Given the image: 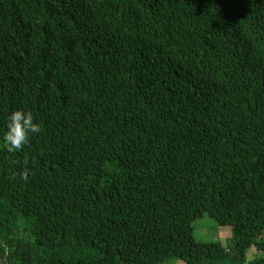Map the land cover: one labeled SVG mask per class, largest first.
<instances>
[{"label": "trees", "instance_id": "16d2710c", "mask_svg": "<svg viewBox=\"0 0 264 264\" xmlns=\"http://www.w3.org/2000/svg\"><path fill=\"white\" fill-rule=\"evenodd\" d=\"M0 144V264H264V0H0Z\"/></svg>", "mask_w": 264, "mask_h": 264}, {"label": "clouds", "instance_id": "9594fccd", "mask_svg": "<svg viewBox=\"0 0 264 264\" xmlns=\"http://www.w3.org/2000/svg\"><path fill=\"white\" fill-rule=\"evenodd\" d=\"M40 131L41 124L36 121L31 111L25 109L11 111L2 137L4 146L10 152L20 150L29 142L30 134Z\"/></svg>", "mask_w": 264, "mask_h": 264}, {"label": "rangeland", "instance_id": "374dc122", "mask_svg": "<svg viewBox=\"0 0 264 264\" xmlns=\"http://www.w3.org/2000/svg\"><path fill=\"white\" fill-rule=\"evenodd\" d=\"M1 148V144H0ZM193 226V236L194 238L202 243H220L222 246H227L231 243L232 238L229 227H220L216 222L204 214L201 218L195 220L192 223ZM263 256L254 247H251L246 252V260L251 261L254 257ZM152 264H184L180 260H164Z\"/></svg>", "mask_w": 264, "mask_h": 264}]
</instances>
